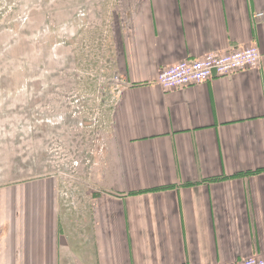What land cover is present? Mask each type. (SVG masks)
I'll return each mask as SVG.
<instances>
[{
    "label": "crops",
    "instance_id": "0c3cea01",
    "mask_svg": "<svg viewBox=\"0 0 264 264\" xmlns=\"http://www.w3.org/2000/svg\"><path fill=\"white\" fill-rule=\"evenodd\" d=\"M113 6L106 70L118 79L101 113L107 180L91 183L90 222L68 213L59 183L1 189L0 264H225L264 255V0ZM249 45L259 48L257 68L178 89L156 82L164 66Z\"/></svg>",
    "mask_w": 264,
    "mask_h": 264
},
{
    "label": "rangeland",
    "instance_id": "374dc122",
    "mask_svg": "<svg viewBox=\"0 0 264 264\" xmlns=\"http://www.w3.org/2000/svg\"><path fill=\"white\" fill-rule=\"evenodd\" d=\"M114 10L113 0H0V190L59 183L84 224L91 183L107 180L98 132L116 80L106 70Z\"/></svg>",
    "mask_w": 264,
    "mask_h": 264
},
{
    "label": "built area",
    "instance_id": "2783aa9c",
    "mask_svg": "<svg viewBox=\"0 0 264 264\" xmlns=\"http://www.w3.org/2000/svg\"><path fill=\"white\" fill-rule=\"evenodd\" d=\"M260 59L261 54L256 45L226 53L208 51L198 58L162 67L157 74L156 82L165 90L199 85L213 76H229L241 70L257 68ZM225 264H264V255H250Z\"/></svg>",
    "mask_w": 264,
    "mask_h": 264
}]
</instances>
